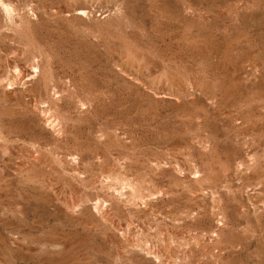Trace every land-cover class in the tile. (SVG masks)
Masks as SVG:
<instances>
[{"label": "rangeland", "instance_id": "374dc122", "mask_svg": "<svg viewBox=\"0 0 264 264\" xmlns=\"http://www.w3.org/2000/svg\"><path fill=\"white\" fill-rule=\"evenodd\" d=\"M0 264H264V0H0Z\"/></svg>", "mask_w": 264, "mask_h": 264}]
</instances>
